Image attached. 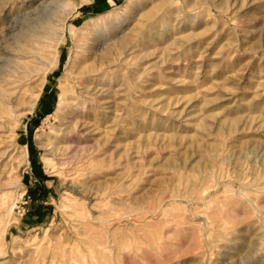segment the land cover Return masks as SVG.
Segmentation results:
<instances>
[{
    "label": "rangeland",
    "instance_id": "1",
    "mask_svg": "<svg viewBox=\"0 0 264 264\" xmlns=\"http://www.w3.org/2000/svg\"><path fill=\"white\" fill-rule=\"evenodd\" d=\"M1 1L4 46L28 32L61 46L35 62V110L0 138V264H264V0ZM87 51L110 165L93 128L55 145ZM176 170L191 192L172 193Z\"/></svg>",
    "mask_w": 264,
    "mask_h": 264
},
{
    "label": "bare ground",
    "instance_id": "2",
    "mask_svg": "<svg viewBox=\"0 0 264 264\" xmlns=\"http://www.w3.org/2000/svg\"><path fill=\"white\" fill-rule=\"evenodd\" d=\"M38 1L39 0H28L27 4L26 5L23 4V5L27 6L29 4L30 5L35 4ZM3 3H5V2H3ZM3 3H2V1L0 2V11L1 12L3 9V5H2ZM4 6H6V5L4 4ZM3 11H4V9H3ZM14 25L15 24L13 23L12 26H14ZM15 26H17V25H15ZM30 28H32V27H30ZM30 28H28L29 31H30ZM11 31H8V32L11 33ZM37 34L38 33L34 34V33L28 32V34H26L23 38L21 37L22 38V39H20L21 42L18 41V42H20L19 44L16 43L18 46L16 45V47H13V48H11V47L9 48V46H8L9 49L6 46H4L5 39H3V38L0 39V53L2 51V52L6 53L10 56L9 58H7L8 57V55H7V57H5L4 60H2L4 62H7L10 69L4 75L1 73L3 76L0 77V138L2 137V134L7 133V132H9L11 134V136L15 135V133L17 132L18 128L20 127V123L23 119V116L21 114H18L20 111L24 110L27 112H32L36 108L37 102L39 100V92L41 91V85H42L41 83L43 82L45 74L47 71L41 72L42 69L39 66L35 65V62L36 63H43V62H46L47 59H49V60L52 59L53 56L57 60H59L61 43L57 44V47L55 48L56 50L53 54L49 50V48L52 47V45H53V41H52L53 37L51 38L49 36H41V35L39 36ZM4 38H6V37H4ZM62 39L64 40V37H61V40ZM127 42L128 41L123 42V45H121V46L125 47L129 43V42L128 43ZM108 49H110V47ZM111 49H113V50H111ZM111 49H110V51L108 50L105 54H103L101 56L102 62L105 63V60L110 59L109 56L111 57V55H109V54L111 53V51L114 52V48H111ZM90 51H92V50H90ZM87 52L89 53V51H87ZM90 53L93 54V52H90ZM90 53L88 55H86V54L83 55L81 57V59H79L80 61L78 62L79 65L77 68L76 78L79 80V82L77 83L78 85L76 84L75 86H72V92L77 93V96L73 98L72 102H67L69 100L68 98H61V102L59 105L60 108L58 107L60 109L59 111L61 112L65 108H67V111L65 112L64 118L62 120L63 121L62 122L63 128L59 129L60 138L58 139V142L55 143V145L61 146L60 147V150H62L61 153L69 151L70 150L69 149L70 143L73 144L75 142H78L81 139H85V136L87 135V134H85V132L88 129L93 128L92 131L99 132L100 135H102V137H101L102 140L98 141L99 142L98 151H100V150L105 151V152L102 151L104 153V155H103L104 157L101 158L100 157L101 154L100 155L98 154L97 156H95V161L97 162V164L102 165V161L104 162L105 160L110 159L109 162L106 163V165H110L112 163V161H111L112 157L109 156L110 157L109 158L108 154L111 151L110 143H111L112 137H110V134H111V127L112 126H110V127L105 126L103 128L101 126L102 124L105 125L107 123V121L110 120L109 119V113L104 111V110L103 111L101 110L102 105H101V100L99 98H101V94H103V93L100 92L101 90L97 89V86L101 85L102 83H100V81L99 82L97 81L98 83L93 82L94 81L93 79L95 78L93 76L97 72L100 71V68L98 69V65L100 66L101 64L97 61L96 62L99 63L98 65L94 64L93 62H92L93 64H90L88 62L90 59ZM1 55H3V53ZM92 57L93 58L95 57L94 54ZM93 58H91V59H93ZM0 60H1V58H0ZM95 60H96V58H95ZM47 66H48V64H47ZM50 66L51 65H49L48 67H50ZM6 67H8V66H6ZM102 73H100V74H102ZM91 76L93 77L92 82L96 84L94 88L90 87ZM28 85H29V88L27 89L28 94L26 96V97H28V100H26L27 98L26 97L22 98L21 94H22V90L24 89V87L28 86ZM81 86H83V87H81ZM69 91H71V90H69ZM94 101H97V103L94 104ZM87 104H89V105L86 106ZM11 118L13 120H11ZM232 131H234L233 128H231V132ZM97 139H98V137H97ZM51 145H53V144L48 142L47 147H49V146L51 147ZM62 154H61V156H62ZM94 155H93V157H94ZM58 162L59 161H57V164H58ZM58 166H60V165H58ZM62 167L61 166H60V168L54 167L52 172L56 173L59 176H63V178L64 177H70L73 175L66 168H62ZM179 169H181V168H179ZM177 172H178L177 177H179L180 180L185 179L187 181V183H186V186L184 188L182 187L184 185H182V186L180 185L181 186L180 187L178 184V187H175L172 190V193H175V194L184 193V194H186V193L191 192V178H192L191 173H186V170H185V173L182 172L181 170H179ZM75 173H77V172H75ZM213 175H214V173H213ZM7 196H8V194H6L5 197H7ZM1 202H3V201H1ZM175 213H174V217L176 216Z\"/></svg>",
    "mask_w": 264,
    "mask_h": 264
}]
</instances>
